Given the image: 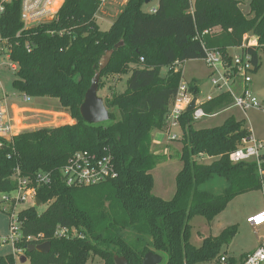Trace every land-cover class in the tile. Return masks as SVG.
I'll return each mask as SVG.
<instances>
[{
    "label": "trees",
    "instance_id": "16d2710c",
    "mask_svg": "<svg viewBox=\"0 0 264 264\" xmlns=\"http://www.w3.org/2000/svg\"><path fill=\"white\" fill-rule=\"evenodd\" d=\"M240 3L157 0L156 11L149 13L143 10L144 0H126L105 30L95 19L98 0H63L52 21L28 30H21L20 0L6 5L0 31L11 44V61L18 66L13 87L22 96L57 98L73 119L69 124L22 131L9 139L0 137V195L17 188L18 171L35 187L41 204H47L42 212L34 206L19 211L23 234L50 243L46 253L24 251L30 264H86L91 256L114 264V255L124 257L127 264H140L149 251L166 257L165 264H197L221 256L222 246L228 245L236 228L207 236L194 246L189 220L201 215L210 221L236 196L259 188L253 162L232 163L228 158L250 132L232 115L219 126L194 128L192 111H183L182 167L169 200L152 193L151 170L169 156L154 150L152 141L154 132L165 130L166 114L182 81L183 62L202 59L204 49L226 53L227 48L240 46L248 32L264 48V0H250L249 15L242 12ZM119 41L123 44L113 52L100 78L128 75L126 87L104 101L108 121L87 123L79 106L99 60ZM26 43L32 46L30 52ZM257 50L246 48L253 56L254 72L261 64ZM188 86L197 95L196 82ZM231 104L232 97L222 92L200 107L214 114ZM83 150L109 155L115 176L93 186L65 185L60 169L73 153ZM202 156L211 161L201 162ZM39 173L48 174L49 182L35 183ZM215 176L225 182L219 194L202 188ZM3 203L0 198V211ZM58 225L83 236L54 237ZM235 262L229 259V264ZM0 264H14V256H0Z\"/></svg>",
    "mask_w": 264,
    "mask_h": 264
},
{
    "label": "built area",
    "instance_id": "2783aa9c",
    "mask_svg": "<svg viewBox=\"0 0 264 264\" xmlns=\"http://www.w3.org/2000/svg\"><path fill=\"white\" fill-rule=\"evenodd\" d=\"M13 0H0V17L6 9V5ZM99 13L106 0H98ZM63 0L57 3V0H20L19 19L22 24L21 30H28L40 24L52 21L61 6ZM156 6L150 7L147 12L154 13ZM96 14V15H97ZM20 31L18 32V34ZM205 33V32H204ZM256 41L249 39L248 34H244L242 43L238 47H230L223 53L217 49H204L202 60L208 69V77L213 88L219 93H228L232 97V104L242 111L259 108L260 102L251 95L248 85L251 83V73L254 72L255 64L253 56L247 47H255ZM27 52H30L32 46L30 43L25 44ZM235 50V51H234ZM11 44L7 39L2 37L0 31V57L5 56L8 63L1 62L0 65L7 66L13 72H16L17 63L10 59ZM142 60V59H141ZM195 95L186 82L181 81L177 92L171 103L165 119L164 134L167 139L174 141L178 139L180 129V117L183 111ZM7 96L3 95V100ZM212 97H207L211 99ZM2 100V101H3ZM23 100H29V97L23 96ZM0 100V137L9 139L15 135L13 118L7 113L4 103ZM198 98L192 110L193 121L203 117L215 115L206 113L201 107ZM232 163L253 162L255 165L256 175L259 181V191L264 200V143L252 136L250 133L247 137L242 138L241 143L232 150L228 155ZM60 175L65 185L74 187H86L100 184L115 176V170L111 163L109 155L99 156L89 151H77L73 153L67 162L60 169ZM17 188L9 193H2L0 198L4 200L2 211L9 216V232L3 238L4 242H9L12 247V255L23 253L30 244H40V236L24 235L22 231L23 222L19 219V211L16 210L17 204L28 201L27 206L36 205V190L29 184L26 178L16 174ZM49 182V175L39 173L35 178V183L46 184ZM246 223L253 228L264 227V206L246 217ZM75 229L66 226H57L54 231V237H82ZM24 244L22 248L18 245ZM208 264H229L226 255H221L215 261ZM233 264H264V239L257 247L241 256Z\"/></svg>",
    "mask_w": 264,
    "mask_h": 264
},
{
    "label": "rangeland",
    "instance_id": "374dc122",
    "mask_svg": "<svg viewBox=\"0 0 264 264\" xmlns=\"http://www.w3.org/2000/svg\"><path fill=\"white\" fill-rule=\"evenodd\" d=\"M62 0H57L60 3ZM192 3L194 0H190ZM240 8L246 15L249 11L250 0H240ZM126 0H106L105 4L96 15L95 19L100 29L105 30L109 28L113 19L121 11ZM157 5V0H151L149 3L143 5V10L147 11L150 7ZM216 31V29H214ZM248 37L252 41H256L257 45L255 48L258 49V55L260 58V67L251 73V83L248 88L251 95L254 96L259 102L260 107L257 109H249L242 111L238 107L231 104L229 107L224 108L215 115L210 117H203L195 120L192 125L194 128H210L221 125L224 120L233 116L236 120H241L250 134L264 143V48H261V44L258 42V37L250 32L247 33ZM264 45V44H263ZM235 51V50H234ZM8 63V59L5 56L0 57L1 62ZM176 66L175 69H178ZM182 69V81L186 83H192L198 81V93L197 98L200 102H204L207 97H213L219 93L216 88H213L209 77L208 69L204 64L203 60L190 59L186 60L179 67ZM162 75L166 72V68L162 69ZM128 75L123 77L110 74L103 76L99 80V88L97 91L98 96L103 98L105 101L107 98L114 93L122 92L126 87V79ZM15 78V72L9 69L7 66L0 65V100L2 101L3 95H6L7 105H15L17 108L21 107H33L37 109L47 111H63L59 101L55 97H29V100L24 101L22 94L19 93L12 85V81ZM194 80V81H192ZM118 117L119 113L117 109H113ZM19 116L20 113L14 112ZM65 117L62 113H38V116L29 119H22L23 122L36 123L31 125V129H37L40 127H49L53 125H59L64 123ZM24 129H28L25 126ZM23 129V130H24ZM20 130V129H18ZM178 132V139L174 141L166 140V135L163 132H158L156 140L161 138L164 144L167 142L170 147L167 151L169 155L165 161L159 163L154 169L151 170L153 176V189L152 193L164 200H169L173 197L176 189L175 177L178 171L182 167V162L179 159L180 143L179 138L181 137V130H175ZM155 133V132H154ZM153 133V135H154ZM153 142V141H152ZM153 147V146H152ZM167 149V148H166ZM155 150V149H154ZM162 153V152H159ZM211 159H207L206 156H202L201 162H210ZM225 186L223 178L215 176L211 180L203 184L202 188L219 194L222 192ZM28 201L17 204L16 210L20 211L23 208L29 207ZM31 206V205H30ZM36 208L37 212H42L47 204L32 205ZM264 206V200L259 189L250 191L241 195L236 196L232 201L228 203L226 208L215 216L212 220L208 221L201 215H194L190 218V242L194 246H199L202 243L203 238L207 236H218L221 232L229 227H235L236 232L228 245H223L220 250V255H226L228 259L238 261L242 253L252 251L256 248L257 244L264 239V227L253 228L246 223V217L250 213L262 208ZM9 232V216L0 211V256H6L12 254V247L9 242H4L3 238ZM219 257V256H217ZM209 261L199 262L197 264H208L209 262L215 261L216 258ZM166 257L163 258L160 264H165ZM14 264H30V260L23 253H18L14 256ZM86 264H103V261L97 256H91Z\"/></svg>",
    "mask_w": 264,
    "mask_h": 264
},
{
    "label": "water",
    "instance_id": "95a60500",
    "mask_svg": "<svg viewBox=\"0 0 264 264\" xmlns=\"http://www.w3.org/2000/svg\"><path fill=\"white\" fill-rule=\"evenodd\" d=\"M151 0H144V4L149 3ZM123 44L122 41H119L114 45L110 50H106L101 59L98 62V68L95 71L93 77L91 78L90 85L85 91L84 98L82 103L79 106V112L82 119L87 123H104L109 120V111L106 108L103 98L98 96L97 91L99 88V80L101 71L107 66L113 52L118 49ZM196 102V96L192 98L188 106L186 107L187 111H192L194 104ZM41 204L39 198H36V205ZM50 248L49 242H43L38 245L30 244L26 247L27 252L37 251L40 253L48 252ZM163 258L157 253L151 251L145 253L140 264H160ZM114 264H127V261L124 257L114 255L113 256Z\"/></svg>",
    "mask_w": 264,
    "mask_h": 264
},
{
    "label": "crops",
    "instance_id": "0c3cea01",
    "mask_svg": "<svg viewBox=\"0 0 264 264\" xmlns=\"http://www.w3.org/2000/svg\"><path fill=\"white\" fill-rule=\"evenodd\" d=\"M121 77H123V76H121ZM196 85H197V88H198V81L196 82ZM4 106H5L6 110H7V113L14 120V127H15V131H14L15 133L14 134H17V133L22 132V131L34 130V129H31L30 126L33 125V124H36L35 122L34 123H30V125H29L26 122H23L22 119H29V120H31L32 118L38 116V113H44V114H48V113H62V115L65 117L63 119L65 121L62 124H65V123L66 124H69V123H72L73 122V119L69 116V114L65 110H63V111H60V110L58 111L57 110V111H52L51 112V111L37 109V108H33V107L32 108L31 107H21V108H17L15 105H11V106L7 105V102L4 103ZM15 111L18 112V113H20V117L22 119H20L19 116H17V114L14 113ZM59 125H61V124H59ZM25 126H28V129H24ZM53 126H58V125H53ZM53 126H49V127H53ZM18 129H20V130H18ZM158 132H163V131H157V132L154 133V135H153V143H152L153 149L157 150V152H163V153L166 152L167 153V151L169 150L170 145L167 142L164 144V142H162L161 138L158 139V141L156 140V137H157L156 134ZM166 140H168L167 139V136H166ZM168 141H170V140H168ZM245 253H247V252L242 253V255L245 254Z\"/></svg>",
    "mask_w": 264,
    "mask_h": 264
}]
</instances>
